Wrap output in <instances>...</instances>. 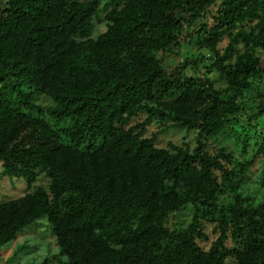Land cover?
Returning <instances> with one entry per match:
<instances>
[{"label":"trees","instance_id":"obj_1","mask_svg":"<svg viewBox=\"0 0 264 264\" xmlns=\"http://www.w3.org/2000/svg\"><path fill=\"white\" fill-rule=\"evenodd\" d=\"M102 1L0 0L1 172L27 185L0 203V250L46 220L64 264H264V196L237 194L242 166L208 149L264 114V0ZM184 44L193 55L167 65ZM152 124L193 131V147H157ZM187 206V226L170 229Z\"/></svg>","mask_w":264,"mask_h":264},{"label":"rangeland","instance_id":"obj_2","mask_svg":"<svg viewBox=\"0 0 264 264\" xmlns=\"http://www.w3.org/2000/svg\"><path fill=\"white\" fill-rule=\"evenodd\" d=\"M84 1V0H81ZM104 0L102 1V4ZM101 19H96L94 27L92 29V38H97L100 34L105 31L106 23ZM183 18L188 19L189 14L182 15ZM205 23L211 24L210 18L207 16ZM193 34L190 36V43L196 45V39ZM230 41L227 38H223L218 44L217 50L222 54L229 45ZM235 54H242L245 48L242 44L235 45ZM173 50L176 52L175 55H161V58L165 60L167 65L172 67L177 66L178 63L186 57L187 54H191L189 48L186 44L180 51L178 46H175ZM180 52V53H179ZM179 53V54H178ZM195 53V51H194ZM201 55H205V50H200ZM203 64H208L204 61ZM209 78L214 82L215 88L219 89L223 87V82L219 79L217 73L213 72L209 75ZM252 101V96H249ZM36 104L40 107L47 108L51 105V101L43 96L37 97ZM257 100H253L252 108H255ZM257 113L255 110L248 111L247 116H252ZM141 117L136 118L132 122V126L141 122ZM247 119L243 120V124ZM247 124V123H245ZM247 129L245 134L238 135L235 133L228 134L225 133L219 136L215 141H209V151L211 153L216 152L217 148L224 147L227 152L231 154V163L237 168L241 167V177L236 182L237 194H240L243 198H249L251 203L256 206L259 204L264 196V191L259 187V180L264 175V154H259L257 152L258 145L264 139V114L260 115L257 122L245 126ZM255 128H258L255 129ZM240 131V129H238ZM255 133L251 138L250 134ZM143 136L148 139H152L154 144L159 148L170 149L171 145L180 146L182 143L188 144L193 147L195 133L193 131H188L184 128H172L168 131L163 132L161 128L156 124H152L146 127ZM244 136H248L250 139L248 145L244 151L242 149V139ZM214 140V139H212ZM2 168L0 163V203L9 200H15L22 197L27 193V185L22 178H9L2 175ZM47 180L43 175L37 176L34 184L31 186L30 191H33L38 186H45ZM231 199V195L225 194L221 197L220 203H227ZM190 210L192 208L187 206L184 211L171 215L168 219V227L170 229L175 227L185 228L190 221ZM204 231L206 234L213 238L212 234V224L207 221H203ZM66 259L59 255L58 248L56 245L55 238L52 235L51 228L49 227L46 220H40L33 223L30 227L24 230L22 234H19L17 238L3 247L0 250V264H64ZM228 264H232L229 262Z\"/></svg>","mask_w":264,"mask_h":264}]
</instances>
